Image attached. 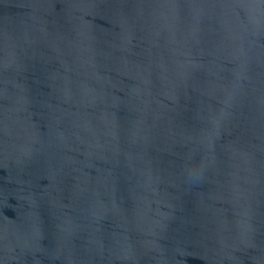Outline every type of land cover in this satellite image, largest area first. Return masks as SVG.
Masks as SVG:
<instances>
[{"label": "water", "instance_id": "95a60500", "mask_svg": "<svg viewBox=\"0 0 264 264\" xmlns=\"http://www.w3.org/2000/svg\"><path fill=\"white\" fill-rule=\"evenodd\" d=\"M0 264H264V0H0Z\"/></svg>", "mask_w": 264, "mask_h": 264}]
</instances>
